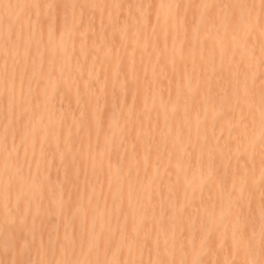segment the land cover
Wrapping results in <instances>:
<instances>
[{"label": "bare ground", "instance_id": "bare-ground-1", "mask_svg": "<svg viewBox=\"0 0 264 264\" xmlns=\"http://www.w3.org/2000/svg\"><path fill=\"white\" fill-rule=\"evenodd\" d=\"M0 264H264V0H0Z\"/></svg>", "mask_w": 264, "mask_h": 264}, {"label": "rangeland", "instance_id": "rangeland-1", "mask_svg": "<svg viewBox=\"0 0 264 264\" xmlns=\"http://www.w3.org/2000/svg\"><path fill=\"white\" fill-rule=\"evenodd\" d=\"M69 39H70V36H68L67 38H65L63 41H64V42H67V41H69ZM28 95H29V96L31 95V91H28ZM118 242H119V241L115 238L114 240H111L110 243H111L112 245H117Z\"/></svg>", "mask_w": 264, "mask_h": 264}]
</instances>
